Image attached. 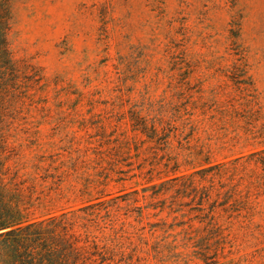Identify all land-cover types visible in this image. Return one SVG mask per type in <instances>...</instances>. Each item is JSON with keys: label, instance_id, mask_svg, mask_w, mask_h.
<instances>
[{"label": "rangeland", "instance_id": "rangeland-1", "mask_svg": "<svg viewBox=\"0 0 264 264\" xmlns=\"http://www.w3.org/2000/svg\"><path fill=\"white\" fill-rule=\"evenodd\" d=\"M8 2L2 219L68 212L81 233V207L126 194L108 228L99 229L102 219L91 227L116 264H264V174L256 158L239 169L234 204L211 193L203 206L216 205L209 225L190 198L172 201L171 189L152 200L153 190L143 192L175 167L190 174L207 166L204 158L226 162L262 146L264 0ZM152 201L157 208L140 217L136 207ZM6 259L0 252V264Z\"/></svg>", "mask_w": 264, "mask_h": 264}, {"label": "trees", "instance_id": "trees-1", "mask_svg": "<svg viewBox=\"0 0 264 264\" xmlns=\"http://www.w3.org/2000/svg\"><path fill=\"white\" fill-rule=\"evenodd\" d=\"M8 1L0 0V52L5 65L10 63L6 38V33L10 28ZM241 60L242 57L237 55L236 61L240 62ZM240 66V63H235L233 70L239 72ZM240 83L246 84L245 81H240ZM248 86H252L250 81L247 86L242 88V91L248 92L250 90ZM132 120H134L133 127L142 133L147 132L145 122L138 118H132ZM257 138H261L258 143L262 146L246 156L218 163L211 162L207 157L203 159L207 166L190 174H178V169L175 167L170 170L171 177L161 181L159 185L143 187V192L149 189L153 190L150 197L155 200L172 189L175 192L172 201L181 197L190 198L191 202L197 204L196 208L200 211L201 222L207 220L209 225L214 221L216 205L210 204L207 212L203 206L210 199L213 191H216L218 198L222 196L225 200L233 201L234 204L239 199L241 192L240 184L236 180L239 169L256 158L253 162L260 165L264 174V131L259 133ZM215 179H219V188H215ZM239 179L241 180L242 177ZM223 180L225 181L223 182ZM205 181L210 182V186L202 185ZM166 185L168 186L166 187ZM133 193L138 194V191L134 190ZM125 196L120 195L109 199L99 196L81 207L79 209L83 213L81 218L83 221L85 220L81 233L75 230V219L77 218L75 214L68 217V212H65L59 216L47 215L46 217L31 218L29 215H25L19 219H2L3 214L6 213L2 208L0 212V252L7 256L4 264H116L113 255H107L106 245L98 235L93 234L91 227H94V224L99 226L98 220L102 219L105 221V226H99V229L102 231V229L108 228V225L113 221V212L120 210L119 199L125 201ZM163 201L165 200L156 201L160 203V211L163 210ZM152 203L153 201L147 206L136 207L140 217L143 216L144 209L157 208L153 207ZM224 204L227 202L225 201L221 205ZM228 209L230 207L226 206L224 210L227 212ZM46 223L48 226H45Z\"/></svg>", "mask_w": 264, "mask_h": 264}]
</instances>
